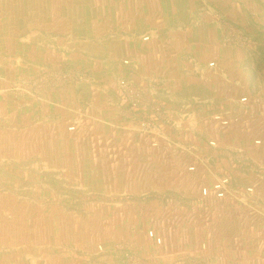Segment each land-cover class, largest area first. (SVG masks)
<instances>
[{
  "label": "rangeland",
  "instance_id": "1",
  "mask_svg": "<svg viewBox=\"0 0 264 264\" xmlns=\"http://www.w3.org/2000/svg\"><path fill=\"white\" fill-rule=\"evenodd\" d=\"M0 264H264V0H0Z\"/></svg>",
  "mask_w": 264,
  "mask_h": 264
},
{
  "label": "crops",
  "instance_id": "2",
  "mask_svg": "<svg viewBox=\"0 0 264 264\" xmlns=\"http://www.w3.org/2000/svg\"><path fill=\"white\" fill-rule=\"evenodd\" d=\"M48 38H51V37H43V40H41V41H39V43H37L38 49L40 50V52L44 53V50H42V49H49V46H52V44L55 43V41H51ZM182 38L183 37L181 36L180 39L182 40ZM54 54H55V52H54ZM212 96H213V98L215 97V93L214 92L212 93Z\"/></svg>",
  "mask_w": 264,
  "mask_h": 264
}]
</instances>
